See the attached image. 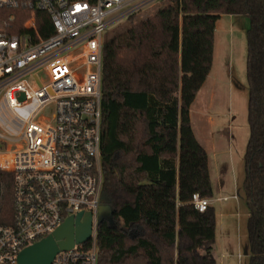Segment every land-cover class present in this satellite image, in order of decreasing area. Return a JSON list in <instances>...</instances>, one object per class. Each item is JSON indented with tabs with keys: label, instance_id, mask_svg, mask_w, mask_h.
Masks as SVG:
<instances>
[{
	"label": "trees",
	"instance_id": "1",
	"mask_svg": "<svg viewBox=\"0 0 264 264\" xmlns=\"http://www.w3.org/2000/svg\"><path fill=\"white\" fill-rule=\"evenodd\" d=\"M0 9L8 31L23 33L27 9ZM220 14L248 18L247 123L242 187L247 264H264V0H169L103 45L101 166L97 264H216L215 210L200 212L192 194L212 197L206 149L190 106L213 62ZM42 38L54 33L35 12ZM13 174L0 169V224L13 216Z\"/></svg>",
	"mask_w": 264,
	"mask_h": 264
},
{
	"label": "built area",
	"instance_id": "2",
	"mask_svg": "<svg viewBox=\"0 0 264 264\" xmlns=\"http://www.w3.org/2000/svg\"><path fill=\"white\" fill-rule=\"evenodd\" d=\"M157 1L0 0V9H27L23 33L0 22V169L13 174V216L0 224V264L70 215L99 207L103 33ZM164 2V3H163ZM49 15L54 33L40 37L35 12ZM237 199L236 195L232 196ZM219 197L217 200H226ZM202 212L211 200L192 194ZM95 228L89 241L59 250L52 264H97Z\"/></svg>",
	"mask_w": 264,
	"mask_h": 264
},
{
	"label": "rangeland",
	"instance_id": "3",
	"mask_svg": "<svg viewBox=\"0 0 264 264\" xmlns=\"http://www.w3.org/2000/svg\"><path fill=\"white\" fill-rule=\"evenodd\" d=\"M161 5L157 1L129 20L124 19L111 25L103 33V42L143 19L146 14L157 11ZM248 26L249 20L244 15H219L212 67L189 111L194 134L208 152L214 186L223 183L221 193L236 195L235 200L238 201V206L235 200L223 204L212 202L215 210L216 238L213 254L216 264H247L248 260L247 210L242 187L243 157L249 135L246 80ZM216 196L214 189L211 199ZM226 205L228 208H225ZM109 213L108 207L99 206L97 209L100 216L108 217Z\"/></svg>",
	"mask_w": 264,
	"mask_h": 264
},
{
	"label": "water",
	"instance_id": "4",
	"mask_svg": "<svg viewBox=\"0 0 264 264\" xmlns=\"http://www.w3.org/2000/svg\"><path fill=\"white\" fill-rule=\"evenodd\" d=\"M102 216L96 213L94 218L91 211L70 215L52 234L23 248L17 257L18 264H52L60 249L67 250L74 244L89 241L97 220Z\"/></svg>",
	"mask_w": 264,
	"mask_h": 264
},
{
	"label": "crops",
	"instance_id": "5",
	"mask_svg": "<svg viewBox=\"0 0 264 264\" xmlns=\"http://www.w3.org/2000/svg\"><path fill=\"white\" fill-rule=\"evenodd\" d=\"M163 7V6H162ZM156 11V10H155ZM152 13H154V12H151V13H149V14H146L144 17H143V19L144 18H146L147 16H149L150 14H152ZM138 21V20H137ZM215 28H216V25H215ZM214 36H215V32H214ZM206 152H207V150H206ZM207 155H208V152H207ZM208 170H209V175H210V179H211V183H212V189L214 190H216V193H217V196L215 197V198H209L210 200H211V205H212V202H218V203H220V204H223V203H226V202H229L230 200H235L232 196H233V194H229V195H227V194H222L221 193V190H223V187H224V184L223 183H221L220 185L219 184H216V186H214V183H213V180H212V177H211V172H210V168H209V156H208ZM219 181H220V179H219ZM222 182V181H221ZM219 197H227V199L226 200H221V201H219V200H217ZM235 202H236V204H237V206H238V201L237 200H235ZM225 208H228V206L226 205L225 206ZM225 215V214H224ZM225 217H228V216H226L225 215Z\"/></svg>",
	"mask_w": 264,
	"mask_h": 264
}]
</instances>
